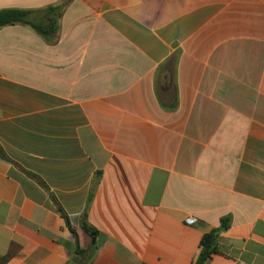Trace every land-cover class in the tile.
Instances as JSON below:
<instances>
[{"label":"crops","instance_id":"crops-1","mask_svg":"<svg viewBox=\"0 0 264 264\" xmlns=\"http://www.w3.org/2000/svg\"><path fill=\"white\" fill-rule=\"evenodd\" d=\"M59 22L0 30V264L70 263L56 202L81 248L84 213L99 231L89 264H194L224 217L207 264H264V0H74Z\"/></svg>","mask_w":264,"mask_h":264},{"label":"trees","instance_id":"trees-1","mask_svg":"<svg viewBox=\"0 0 264 264\" xmlns=\"http://www.w3.org/2000/svg\"><path fill=\"white\" fill-rule=\"evenodd\" d=\"M73 1L74 0H64L58 5L49 6L40 10L2 9L0 10V30L5 27L20 24L30 27L38 35L44 38L57 35L60 28L59 21L62 18L65 10ZM168 71L171 73V66H169ZM168 77H170V74H168ZM173 102L177 104V97H174ZM0 157L6 158L1 149ZM56 205L62 217L65 219L68 228L76 239L77 249L69 264H89L94 259L98 249V237L100 234L99 231L88 222L87 213H84L81 220V227L91 237L92 241L89 248H81L78 233L73 228L69 217L57 202ZM230 226L231 218L224 217L221 220V224L218 228L211 230L209 233H206L203 236L200 242V252L194 261V264H207V262L212 259L215 254L219 253L218 244L220 236L226 232Z\"/></svg>","mask_w":264,"mask_h":264},{"label":"built area","instance_id":"built-area-1","mask_svg":"<svg viewBox=\"0 0 264 264\" xmlns=\"http://www.w3.org/2000/svg\"><path fill=\"white\" fill-rule=\"evenodd\" d=\"M196 222H197L196 219H191V220L188 221L189 224H195Z\"/></svg>","mask_w":264,"mask_h":264}]
</instances>
